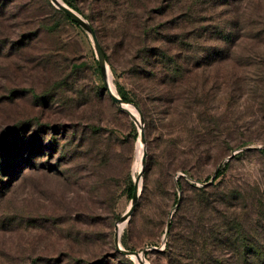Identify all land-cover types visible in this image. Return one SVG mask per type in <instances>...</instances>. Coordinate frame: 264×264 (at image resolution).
<instances>
[{
  "label": "rangeland",
  "instance_id": "obj_1",
  "mask_svg": "<svg viewBox=\"0 0 264 264\" xmlns=\"http://www.w3.org/2000/svg\"><path fill=\"white\" fill-rule=\"evenodd\" d=\"M71 1L108 75L51 0H0V264H140L123 221L149 264H264V0Z\"/></svg>",
  "mask_w": 264,
  "mask_h": 264
},
{
  "label": "water",
  "instance_id": "obj_2",
  "mask_svg": "<svg viewBox=\"0 0 264 264\" xmlns=\"http://www.w3.org/2000/svg\"><path fill=\"white\" fill-rule=\"evenodd\" d=\"M53 2V4L56 5L57 8H59L61 11H63L67 16H69L73 21L77 22L79 25H81L83 28H85L91 35L92 41H93V45L95 48V52H96V57H97V61H98V65L100 67V70L102 72V74H106V69L107 67V63H106V57H105V53L104 50L98 40V37L96 35V32L93 28V26L80 14L78 13L75 9H73L72 7L68 6L64 1H60V0H51ZM107 83V82H106ZM108 89V93L111 96V98L117 102L119 104V106L121 107V102L126 101L124 100L121 96H119L118 94H114L109 86H107ZM127 102V101H126ZM136 107V109L139 112L140 115V120H141V112L139 110V108L134 105ZM122 108V107H121ZM139 136L141 138L142 141L145 140V132H144V128L143 126H140L139 129ZM145 156V151H143V156H142V161L144 159ZM141 175V170L138 173V175L136 176V178L134 179V188H133V192H132V199H131V204L129 206V208L127 209V211L125 212V214H123L122 219H125L126 217H128L129 214L132 213L136 203H137V198H138V194H139V190H138V182H139V177ZM114 244L117 250H119L121 253L126 254V255H139V252L135 249H126L124 248L121 243H120V232L118 231V226L116 225L115 227V231H114ZM140 264H146L142 259L140 260Z\"/></svg>",
  "mask_w": 264,
  "mask_h": 264
},
{
  "label": "trees",
  "instance_id": "obj_3",
  "mask_svg": "<svg viewBox=\"0 0 264 264\" xmlns=\"http://www.w3.org/2000/svg\"><path fill=\"white\" fill-rule=\"evenodd\" d=\"M64 1L67 3L68 6L73 7V8H75V9H77L80 13H82L81 10H79V7H78L73 1H71V0H64ZM49 3H50V2H49ZM58 11H59L60 13H62L67 19L71 20L73 23H76V22L73 21L69 16H67L65 13H63V12L60 11L59 9H58ZM84 16H85V15H84ZM104 53H105V57H106V59L108 60V56H107V54H106L105 51H104ZM97 66H98V65H97ZM97 68H99V67H97ZM117 91H118V94H119L124 100H126V101H132V102H134L135 104H137V102L133 101V99L128 95V93H127V91L124 89V87L121 86L120 84H117ZM262 151L264 152V148H262ZM220 174H221V171H220V170H217V172H216V177L219 176ZM178 184H179V182H178ZM133 188H134V182H133V180H130V181L128 182V184H127V189H126L127 194H128L129 196H132ZM170 226H171V225H170Z\"/></svg>",
  "mask_w": 264,
  "mask_h": 264
},
{
  "label": "bare ground",
  "instance_id": "obj_4",
  "mask_svg": "<svg viewBox=\"0 0 264 264\" xmlns=\"http://www.w3.org/2000/svg\"><path fill=\"white\" fill-rule=\"evenodd\" d=\"M61 1V0H60ZM108 68L106 69V75H108ZM108 86H109V88H110V85H109V83H108ZM110 90L114 93V94H117L116 93V91L114 90V88H110ZM132 103H130L129 104V102H126V101H123V102H121V107L123 108V109H125V110H127V111H129L132 115H134L136 118H139V112H138V110L136 109V107L132 104ZM141 139V138H140ZM142 141V140H141ZM143 151H144V146H143V142H141V148H140V152H139V159H141L142 158V156H143ZM138 186H139V182H138ZM124 222L125 221H123L120 225H117L118 226V231L119 232H121V230H122V228H124L123 226H124ZM131 256L133 257V258H135L139 263H140V260L142 259L143 260V257H142V255H141V253H139V255H134V254H131ZM144 261V260H143ZM146 264H149L146 260L144 261Z\"/></svg>",
  "mask_w": 264,
  "mask_h": 264
}]
</instances>
